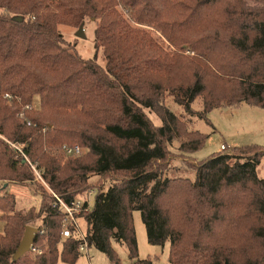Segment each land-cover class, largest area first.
Segmentation results:
<instances>
[{"label":"trees","instance_id":"16d2710c","mask_svg":"<svg viewBox=\"0 0 264 264\" xmlns=\"http://www.w3.org/2000/svg\"><path fill=\"white\" fill-rule=\"evenodd\" d=\"M250 1L0 0V137L20 146L41 178L0 138V264H75L82 240L74 228L61 236L56 198L70 203L87 191L94 201L78 215L82 234L110 264H120L112 241L130 264H152L138 258L134 211L149 245L168 244V264H264L256 173L264 147L212 154L190 168L194 181L166 177L175 143L185 156L207 140L189 129L192 119L241 103L264 109V0ZM87 20L97 24L104 67L64 45L57 29ZM62 146L87 153L62 162L52 151ZM10 184H30L38 209L17 210ZM39 218L33 246L41 253L13 262Z\"/></svg>","mask_w":264,"mask_h":264},{"label":"rangeland","instance_id":"374dc122","mask_svg":"<svg viewBox=\"0 0 264 264\" xmlns=\"http://www.w3.org/2000/svg\"><path fill=\"white\" fill-rule=\"evenodd\" d=\"M247 5L254 6L252 1L246 0ZM259 5V4H257ZM256 5V6H257ZM96 22L92 20H87L83 26L82 36H76L78 28L69 27V26H58V31L62 34L63 44L69 46L74 50L82 59L84 60H93L95 59L96 63L104 67L105 61L102 57L100 50L95 49V29ZM150 31L153 32L152 29ZM161 40H164L159 33H155ZM168 44L162 46L164 51H167ZM164 104L170 108V110L176 114H182V110L175 106L170 97H167L164 100ZM30 106L31 109L38 107V103L35 100ZM26 107V106H25ZM197 108V106H196ZM28 110V111H30ZM21 113V112H20ZM17 114L18 115L20 114ZM24 117V113H23ZM154 124H159L157 118L153 115H149ZM20 118V117H18ZM23 119V118H20ZM189 129L193 131H198L207 136V140L203 147L191 154L185 156L178 155V144L175 143L171 148V152L176 154L174 159L171 162L166 177H180L187 178L192 181L195 180V173L190 169L194 164H198L199 161L206 159L212 154L219 153L221 150L229 152L231 149L245 146V145H257L264 147V109L259 108L252 103H241L232 107H225L211 111L207 115L206 121H201L197 119H192L189 122ZM3 139L4 142H8L6 139ZM8 144V143H7ZM79 147V146H78ZM223 147V149H222ZM82 153L79 157L84 156L87 153L85 148H82ZM61 149V148H60ZM53 153L58 157H62V162L66 161L67 157L62 155L57 148L52 149ZM58 151V152H57ZM52 153V152H51ZM60 153V154H59ZM31 166L34 167L36 173L39 174L36 166L32 164L27 157ZM26 163V162H24ZM29 167L30 165L26 163ZM31 168V167H30ZM32 170V169H31ZM35 173V171H33ZM257 176L259 178H264V157L261 159L260 163L256 169ZM96 176H91L89 182H96ZM10 192L13 193L16 197L17 202H19L18 210L27 211L30 208L38 209L37 200L33 194L32 186L30 184H10ZM82 201L86 200L89 206L93 205L94 195L91 191H87L82 195V197L77 198ZM41 201V198H40ZM40 204V202H39ZM1 215V212H0ZM133 227L136 234L137 247H138V258L140 260L148 259L152 264H168V244L161 246H152L149 245L146 238L145 228L142 223L140 213L138 211L133 212ZM42 218L37 220L30 221L28 226L38 227L42 224ZM81 233L84 232V225L81 220L78 221ZM2 223L0 222V229ZM111 247L115 252L117 258L120 261V264H130L127 257L126 248L119 243L111 242ZM33 252V251H30ZM38 253L39 252H33ZM57 264H64L59 261ZM75 264H110L107 257L93 247H87L84 252L80 253Z\"/></svg>","mask_w":264,"mask_h":264},{"label":"built area","instance_id":"2783aa9c","mask_svg":"<svg viewBox=\"0 0 264 264\" xmlns=\"http://www.w3.org/2000/svg\"><path fill=\"white\" fill-rule=\"evenodd\" d=\"M5 99L10 100L11 97L9 95L4 96ZM30 106H26L25 110H30ZM18 117L23 118V112L18 115ZM27 125H30L29 122H27ZM9 146H11L14 149V155L16 157H21L22 161L28 163L33 171H35L36 176L38 179L41 180L39 174L36 173V170L33 166L29 163L27 156L23 152L20 146H17L12 143H8ZM223 149V147H222ZM60 151L65 156H72V157H78L82 153V149L78 146H62ZM57 199L58 207L60 211L63 213V220H62V232L61 236L63 238H68L71 234L70 228H74L77 231V234L79 238L82 240V243L79 245V252H84L87 248L86 242L84 240L83 234L80 231L79 223H78V215L81 213L83 202L81 199H76L71 201L70 203H64L60 199ZM30 251L33 252H41L40 249H36L33 245L31 246Z\"/></svg>","mask_w":264,"mask_h":264},{"label":"water","instance_id":"95a60500","mask_svg":"<svg viewBox=\"0 0 264 264\" xmlns=\"http://www.w3.org/2000/svg\"><path fill=\"white\" fill-rule=\"evenodd\" d=\"M78 29L79 30L76 36L81 37L82 31H83V25H81ZM37 231L38 229L36 227H32V226L25 227L22 239L17 247L15 254L12 257L13 262L19 260L22 256L30 252V249H31V246L33 245L34 237Z\"/></svg>","mask_w":264,"mask_h":264},{"label":"crops","instance_id":"0c3cea01","mask_svg":"<svg viewBox=\"0 0 264 264\" xmlns=\"http://www.w3.org/2000/svg\"><path fill=\"white\" fill-rule=\"evenodd\" d=\"M35 199L37 200V205H38V207H39V202H40V198L39 197H35ZM18 200V199H17ZM17 200H16V209L18 210L19 209V202H17Z\"/></svg>","mask_w":264,"mask_h":264}]
</instances>
